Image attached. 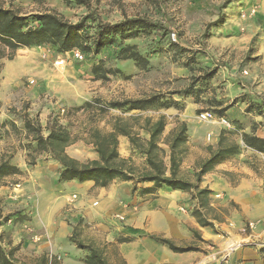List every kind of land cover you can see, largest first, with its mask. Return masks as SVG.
<instances>
[{
  "label": "rangeland",
  "instance_id": "1",
  "mask_svg": "<svg viewBox=\"0 0 264 264\" xmlns=\"http://www.w3.org/2000/svg\"><path fill=\"white\" fill-rule=\"evenodd\" d=\"M0 5L24 15L55 12L72 23L88 16L84 44L90 41L97 20L115 23L125 17H146L164 27L161 33L140 32L136 37L124 40L114 37V42L98 53L74 48L83 55L82 60L74 59L70 50L57 52L56 47L48 44L19 48L12 59L0 60L2 92L8 94L9 100L6 108L0 106V158L7 159L19 170L18 174L5 177L2 185L15 188V196L11 197L14 202L19 200L16 197L27 184L28 180L24 179H29L31 170L46 167L53 173L56 171L55 180L60 182L59 163L46 153H37L32 134L24 128L27 119L37 121L45 136L47 122L66 128L76 138L66 147V153L85 161L97 157L88 143L90 127L108 130L117 116L127 118L137 113L157 116L163 111L168 112L165 133L183 121L187 126L188 146L191 140L198 142L199 150H188L181 165V172L189 180L193 179L192 164L207 155V146H215L222 131L241 145L239 153L247 148L242 145V133L264 135V0H92L90 9L73 2L65 4L62 0H0ZM28 21L31 25L37 24L31 18ZM171 33L175 40L171 39ZM125 45L139 51L148 64L141 67L124 59L120 50ZM59 59L63 60L62 65H55ZM151 95L168 100L169 107L156 105L139 112L108 105L110 101ZM201 112L212 113V119L199 121ZM221 118L227 120L229 126L222 125ZM207 134H210L209 139ZM118 152L120 155L125 153L119 141ZM256 153L241 158L240 162L245 168L262 174L264 154ZM132 161L136 166L142 165L137 156ZM237 163L232 161V164ZM19 164L24 171L19 169ZM227 174L224 173L232 182L237 179L235 173ZM72 195H68L69 202L77 200L76 195L75 198ZM224 212L225 209L219 207L205 214L220 216ZM9 214L15 215V221L26 218L18 208ZM119 216L122 214L116 213L114 218L124 221L125 218ZM11 219L9 217L6 222ZM64 220L71 227L69 240L76 248L77 244L92 245L103 252L110 264H123L117 255L116 244L107 241L102 231L93 230L94 222L86 218L80 222L70 221L67 215ZM0 233L5 234L4 237L9 235L7 231ZM39 236L33 241H41ZM123 240L117 238L118 242ZM185 246L194 250L192 244ZM79 249L85 251L86 258L88 250ZM49 254L55 258L52 264L61 261V256ZM85 258L79 257V264H85ZM20 261L36 264L32 258Z\"/></svg>",
  "mask_w": 264,
  "mask_h": 264
},
{
  "label": "crops",
  "instance_id": "2",
  "mask_svg": "<svg viewBox=\"0 0 264 264\" xmlns=\"http://www.w3.org/2000/svg\"><path fill=\"white\" fill-rule=\"evenodd\" d=\"M2 83L1 78L0 106L6 108L9 100L8 94L2 92ZM259 136L264 138V135ZM118 141L125 150L122 157L134 160L137 156L143 164V158L130 148L126 137L119 136ZM197 148L198 142L191 140L188 150L197 152ZM247 155L257 153L250 148L241 150L232 160L219 162L202 177L199 187L210 190L209 205L215 210L225 209L219 221L209 217L212 227L200 226L193 216V209L198 207L193 190L162 186L143 193L140 190L152 187L151 183L136 184L133 190L132 181L118 179L107 187H97L92 181L57 182L56 171L39 167L31 170L29 179H24L28 182L23 185L16 202L11 199L15 196V188L0 185V216L16 208L26 215L17 221L15 215L10 216L11 221L3 223L0 231L9 232L11 245L18 246L15 257L19 260L36 259L52 252L61 256V261L56 264L81 263L78 258L84 259L86 253L69 240L71 227L64 220L67 215L70 221L80 222L86 218L94 222L93 230L102 231L107 241L116 244L117 255L123 264H219L221 252L216 251L233 241L243 244L229 253L226 264H264V227L257 225L246 234L239 232L244 224L264 215V171L259 174L245 168L240 159ZM232 161L238 163L232 164ZM18 167L25 169L20 164ZM192 168L193 164L191 172ZM224 173H235L237 179L232 182ZM69 194L76 195L77 200L69 202ZM116 213H121L124 221L114 218ZM38 234L41 241H33ZM152 234L168 238L176 246L192 244L194 250L169 252L171 250L155 241ZM118 237L124 241L118 242Z\"/></svg>",
  "mask_w": 264,
  "mask_h": 264
},
{
  "label": "trees",
  "instance_id": "3",
  "mask_svg": "<svg viewBox=\"0 0 264 264\" xmlns=\"http://www.w3.org/2000/svg\"><path fill=\"white\" fill-rule=\"evenodd\" d=\"M65 4L71 2L91 8L92 0H62ZM82 19L72 23L55 12H42L32 15L20 14L16 9L4 8L0 5V60L12 59L19 48H31L48 44L56 47L57 52H66L74 48L98 53L103 47L114 42V37L129 39L136 37L140 32L161 33L163 25L152 22L146 17L123 18L119 22L110 23L97 20L93 35L88 44H84L87 37L85 21ZM84 17V18H85ZM29 18L37 24L31 25ZM120 53L124 59H130L141 67L148 64V60L133 49L130 45L121 48ZM0 63V71H1ZM185 93V92H184ZM185 94H188L186 92ZM109 107L123 111H145L148 107H169L168 100H162L161 96L151 95L145 98L125 99L110 101ZM221 112V111H220ZM167 117L165 114L146 116L140 113L129 115L127 118L117 116L109 124L108 130L90 127L87 131L88 143L92 146L97 157L85 161H79L69 156L65 149L76 138L62 126L47 122V135H43L41 125L32 119L24 122V128L32 134L31 139L36 142V151L46 153L59 163V181L75 180L77 182L92 181L97 187H107L113 180L132 181V189L136 184L151 183L152 187L142 188L141 192H149L151 189L162 186L173 190L195 192L198 207L193 209V216L202 227H212V222L205 212L215 211L209 205L208 188H201L199 184L202 177L210 172L216 164L228 160L239 153L241 145L221 132L215 146H207V155L198 159L193 164V179H186L181 172V165L188 153V139L186 123L177 122L173 128L165 133ZM144 134V135H143ZM127 138L129 146L143 158L141 166L134 165L130 157L124 158L118 152V138ZM242 145L264 154V138L254 133L241 134ZM29 162V164H32ZM18 168L7 159L0 158V185L7 176L18 174ZM9 214L0 217V226L9 219ZM219 221L215 213L211 215ZM0 233V264H25L15 257L18 247L10 246L9 235ZM155 241L165 245L176 253L192 251L191 247L176 246L173 241L164 237H153ZM124 241V240H123ZM5 246H9L6 249ZM78 248L88 250L85 264H110L103 252L98 251L92 245ZM36 264H47V255H41L35 259Z\"/></svg>",
  "mask_w": 264,
  "mask_h": 264
},
{
  "label": "built area",
  "instance_id": "4",
  "mask_svg": "<svg viewBox=\"0 0 264 264\" xmlns=\"http://www.w3.org/2000/svg\"><path fill=\"white\" fill-rule=\"evenodd\" d=\"M171 39L175 40L174 33H171ZM70 54L74 57L76 60H82L83 55L77 50V49H72L70 50ZM63 60L59 59L55 61V65H62ZM246 73V71H244ZM33 82V81H31ZM199 121H208L212 119V113L209 112H201L198 115ZM220 123L225 126H229V123L227 120L224 118L220 119ZM207 138H210V134H207ZM72 198H75V195L71 196ZM95 204V203H94ZM120 219H123L122 216H119ZM258 224L262 225L264 227V217L261 220H257L255 222H247L244 224L243 227L240 228L239 232L246 234L249 230L255 228ZM243 244L241 241H233L229 243L225 248L218 249L216 252H221L219 254V264H226L227 258L229 253L233 252L236 248L240 247ZM54 256L52 254L47 255V264H52L54 261Z\"/></svg>",
  "mask_w": 264,
  "mask_h": 264
},
{
  "label": "bare ground",
  "instance_id": "5",
  "mask_svg": "<svg viewBox=\"0 0 264 264\" xmlns=\"http://www.w3.org/2000/svg\"><path fill=\"white\" fill-rule=\"evenodd\" d=\"M63 63V62H62Z\"/></svg>",
  "mask_w": 264,
  "mask_h": 264
}]
</instances>
